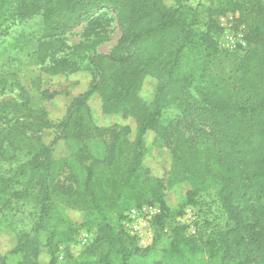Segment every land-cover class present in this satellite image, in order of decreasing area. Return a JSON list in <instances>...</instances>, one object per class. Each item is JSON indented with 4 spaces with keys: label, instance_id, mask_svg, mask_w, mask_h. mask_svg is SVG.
Returning <instances> with one entry per match:
<instances>
[{
    "label": "trees",
    "instance_id": "16d2710c",
    "mask_svg": "<svg viewBox=\"0 0 264 264\" xmlns=\"http://www.w3.org/2000/svg\"><path fill=\"white\" fill-rule=\"evenodd\" d=\"M29 1L23 2L28 13L40 3L48 42L58 43L82 19L104 9L116 15L121 35L109 53H74L42 69L50 74L88 70L111 79L110 90L95 81L76 97L58 124V138L71 150L63 157H55L42 137L54 125L45 107L31 103L14 72L0 74L1 90L11 94L0 97V204L13 201L16 210L5 212L0 226L21 233L20 248L0 254V264H15L14 255L26 257L32 250L30 243L22 246L19 223L26 217L50 224L47 242L56 251L75 241L79 230L72 228L66 207L84 210L83 222L93 219L98 229L81 254H65L60 264H127L134 237L123 229L107 234L111 223L104 215L122 219L131 208L156 203L168 208L163 178L144 162L148 129L154 133L151 145L169 150L170 172L185 175L187 203L214 189L232 218L242 222L246 212L251 214L246 258L237 260L216 245L178 239L154 264H264V18L252 24L257 48L241 53L221 48L208 30L192 28L191 7L183 0L174 5L165 0ZM9 9L10 1L0 0V26ZM148 77L156 80L150 102L140 95ZM39 83V77L33 80L34 87ZM41 92L46 98L55 95ZM93 92L102 96L105 112L136 118L133 139L130 126L96 123L87 104ZM174 104L192 119L194 136L169 134L161 116ZM54 199L60 200L62 212L57 218L55 211L48 215L40 210ZM26 205L29 212L22 210Z\"/></svg>",
    "mask_w": 264,
    "mask_h": 264
},
{
    "label": "rangeland",
    "instance_id": "374dc122",
    "mask_svg": "<svg viewBox=\"0 0 264 264\" xmlns=\"http://www.w3.org/2000/svg\"><path fill=\"white\" fill-rule=\"evenodd\" d=\"M10 9L3 24L0 26V74L14 72L16 80L25 86V96L35 106H43L48 111L54 125L46 128L42 137L51 146L55 157H63L70 153L67 142L60 135L58 124L67 116L73 100L88 92L95 81L110 90V75L99 76L97 72L80 70L71 73L50 74L42 69L54 60L74 53L95 54L109 53L117 45L121 29L116 15L106 9L87 16L74 25L58 43L48 42L43 38V19L38 10L40 3L35 5L34 13H28L24 7L25 0H9ZM26 2H30L26 0ZM174 5L175 0H165ZM190 6L189 24L198 30H208L223 49L237 50L245 53L257 48L251 39L252 24L264 18V0H183ZM20 41V42H19ZM19 43V45H16ZM111 70H114L113 68ZM40 78L39 87L33 86V80ZM55 93L52 98L43 97V90ZM110 92V91H108ZM111 92H115L112 90ZM156 92V80L148 77L140 89V95L150 102ZM10 91L1 90L0 97L7 98ZM110 102H113L111 100ZM87 104L91 108L94 120L100 126L114 124L131 127V138L136 131L135 117L124 116L121 113H108L103 109V100L99 92L88 96ZM112 108L111 103H109ZM168 132L174 138L190 134L194 136L195 127L190 116L177 104L172 105L161 116ZM173 133V134H172ZM153 131L145 133V145L148 152L145 164L158 176L163 178L164 195L168 205L163 209L160 204L153 208L144 205L131 208L125 216L119 219L116 214H105L111 223L109 231L118 232L123 229L134 237L129 246L131 254L127 264H154L163 257V251L173 240L187 239L198 246L220 247L233 258L240 260L249 256V247L245 243L248 236L247 223L251 214L246 212L242 222L231 217L223 206L216 190L203 191L192 203H187L184 174L170 172V154L167 148L157 149L151 145ZM107 140L112 136L108 134ZM21 154V153H20ZM25 158L24 155H21ZM90 161V160H89ZM40 206V210L48 215L56 212L60 217V200L54 199L52 206ZM12 207V209H11ZM15 203L7 201L0 204V218L5 212L14 210ZM22 210L29 212L28 205ZM72 228L79 230L76 240L65 242L56 251L47 242V232L51 229L49 223L37 218H24L19 223L21 232L25 235V244H32V250L25 257L14 255L11 262L15 264H60L58 260L69 254L77 256L89 244L98 229V222L84 223L85 211L76 207H66ZM69 222V221H68ZM0 254H6L20 248L21 233L9 231L5 225L0 226ZM101 234H105V231ZM106 234V236H107ZM87 235L88 242H82V236ZM74 236V237H75ZM58 257V258H57Z\"/></svg>",
    "mask_w": 264,
    "mask_h": 264
},
{
    "label": "built area",
    "instance_id": "2783aa9c",
    "mask_svg": "<svg viewBox=\"0 0 264 264\" xmlns=\"http://www.w3.org/2000/svg\"><path fill=\"white\" fill-rule=\"evenodd\" d=\"M147 207H148V206H147ZM149 208H153V206H149ZM82 242H83V243H87V242H88V237H87V235L82 236Z\"/></svg>",
    "mask_w": 264,
    "mask_h": 264
}]
</instances>
